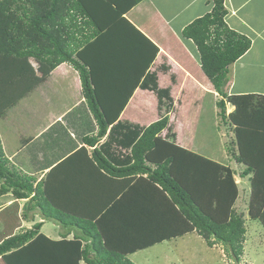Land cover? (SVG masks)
Returning <instances> with one entry per match:
<instances>
[{
	"label": "trees",
	"instance_id": "1",
	"mask_svg": "<svg viewBox=\"0 0 264 264\" xmlns=\"http://www.w3.org/2000/svg\"><path fill=\"white\" fill-rule=\"evenodd\" d=\"M138 1L132 0L129 5ZM225 14L223 0H214L211 11L185 26L182 36L194 42L203 72L218 94L235 107L226 114L225 100H218L221 119L233 126L238 151L234 158L245 165L243 173H252L248 213L264 226V94L224 92L229 64L251 44L247 36L227 26ZM115 16L119 20L117 28H110L111 24L103 29L92 20L81 0H0V54L37 59L42 76L62 62L73 66L79 74L85 102L98 124L96 135L90 136L92 143L118 119L159 50L122 14ZM124 70L125 75L121 72ZM147 75L143 85L157 90L155 75ZM36 79L38 82L39 78ZM102 84L107 86L102 88ZM157 92L159 98L169 97L166 91ZM166 112L142 130L137 125L111 127L109 134L120 136V142L125 141L130 146V162L115 165L101 149L95 148L90 163L104 176L148 181L168 195L179 217L180 229L172 237L197 231L209 246L223 245L235 264H240L245 227L243 216L236 214L233 208L238 194L233 172L159 136L168 123ZM8 163L0 141V179L4 180L0 189L23 187L32 193V177L13 172ZM18 173L25 175L27 181L13 180L14 175L19 177ZM7 174L11 175L10 181ZM35 189L32 198L42 215L62 223L64 228L80 229L81 235L67 239L63 234L59 240H52L39 232L41 224L35 223L31 229L2 241L0 255L7 264H80V261L83 264H135L126 258V253L162 240L142 239L135 245L112 248L96 224L88 220L90 218L65 215L58 205L48 200L42 204L44 192L40 182ZM7 251L11 252L6 254Z\"/></svg>",
	"mask_w": 264,
	"mask_h": 264
},
{
	"label": "crops",
	"instance_id": "2",
	"mask_svg": "<svg viewBox=\"0 0 264 264\" xmlns=\"http://www.w3.org/2000/svg\"><path fill=\"white\" fill-rule=\"evenodd\" d=\"M81 1L88 7L92 20L99 28L113 24L114 27L110 28L116 29L119 20L115 14L120 13L159 50L118 119L108 125L105 134L93 143L90 136L96 135L98 124L85 102L77 70L68 62H62L42 76L38 60L33 57L27 59L29 67L26 63L23 70H27L28 78L31 74L36 75V72L39 78L34 86L46 85L52 87L53 91L45 96L41 92L34 93V96L31 95L32 104L28 105L29 111L18 114L24 117L21 125H27L24 127L27 134L24 140L15 138L11 142L9 136L0 132L1 146L9 161V168L33 179L30 181L32 193L23 187L0 189V244L4 239L31 229L35 223H40L39 232L52 240H59L63 234L67 239L81 235L80 229L64 228L62 223L42 215L32 198L35 186L40 182L48 202L58 205L65 215L90 218L88 220L96 224L112 248L135 245L142 239H162L146 248L126 253L127 259L142 264L132 259L139 251L183 238L192 232L172 237L180 229V220L176 213L161 203L166 201L172 208L168 195L144 179L104 176L92 166L90 156L96 148L101 149L115 165L130 162V146L125 141L120 142V136L116 138V135H110L111 127L137 125L142 130L164 115L170 105V110L166 112L168 123L158 135L205 156L196 144V135L201 138L200 131H197L201 127L197 126V121L184 129L186 132L183 133L181 123L175 122L184 97L189 96L190 101L191 96L194 97L192 93L206 94L209 90L214 95H220L201 68L196 45L182 36L185 26L211 11L214 0H140L132 5H129L132 0ZM223 4L227 10L224 18L227 26L251 41L249 49L229 64L231 77L224 90L227 94H264V0H223ZM89 26L94 28L93 25ZM125 71H121L122 74L125 75ZM260 71L261 85L251 86L253 84L249 82H252L251 79L255 82ZM151 73L156 77V89L166 91L165 95L169 97L162 95L159 98L157 90L143 85L147 74ZM45 77L47 79L43 80ZM237 79L244 80L237 83ZM237 84L239 88L234 89ZM100 86L103 88L107 85ZM54 91H57L55 95ZM149 108L153 109V116L147 119L143 114ZM3 110L0 105V116ZM202 113L206 116V110ZM200 115L201 112L199 118L202 122ZM204 138H201L202 144ZM214 153L218 155L217 151ZM3 182L0 179V187ZM83 263L80 261V264ZM0 264H7L2 255Z\"/></svg>",
	"mask_w": 264,
	"mask_h": 264
},
{
	"label": "rangeland",
	"instance_id": "3",
	"mask_svg": "<svg viewBox=\"0 0 264 264\" xmlns=\"http://www.w3.org/2000/svg\"><path fill=\"white\" fill-rule=\"evenodd\" d=\"M27 59L26 57L16 58L14 56H4L0 54V105L4 108L0 116V132L4 134V136H9L11 142L17 139H19V141L20 139L24 140L23 138L27 135L24 129L27 125H21L24 121V117L18 116V114L24 112V110L29 111L28 105L32 104L31 95L34 96V93L40 94V92L41 94L43 93L42 95H50L53 91L52 87H47L46 85L41 87L34 86L37 72L36 75L31 74L28 78L27 70H23L24 65L27 63ZM33 59L35 60V58ZM227 77H231L229 71ZM46 79L47 77L43 80ZM261 79L262 72L260 71L257 72L255 82L251 79L252 82L249 83L253 84L251 86H259L261 85ZM243 80L244 79H237V83ZM236 87L237 88L234 87V89L239 88L238 84ZM209 91L210 92L206 94L192 93L194 97L191 96L190 101L188 99L189 96H187V98L184 97L182 99L183 105L180 106L182 109L177 110V122L175 123H181V132L183 133L186 132L184 129H188L189 125H193V123L197 121V126L201 127V130L197 128V131H200L199 135H201V138L205 137L202 144L201 138L196 135V144L200 152L204 153L206 158L227 166L232 170V176L238 188V194L233 202V208L236 214L239 213L243 216L245 227L243 254L240 264H264V226L261 221L252 219L248 213L252 173H243L245 165L236 162L234 158V155L238 151L235 143L233 126L230 122L221 119L218 100L221 98L225 100L226 114L232 112L235 107L226 98L220 95L218 96L217 94L214 95L213 91ZM228 91L229 90H227V92ZM56 93L57 91H54V95ZM69 101H67V103ZM205 110L206 116L202 113V111L205 112ZM199 111L201 112L200 117L202 118V122H200ZM143 116L150 119L153 116V109L149 108L144 112ZM57 151L59 153V150ZM216 151L218 152L217 156H215L216 153H214ZM50 153L55 156L52 150H50ZM6 177L8 181H10L11 175L7 174ZM14 180L22 183L24 180L27 181V178L25 175L21 176L19 174V177L15 176ZM40 201L44 204L47 199L46 197H42ZM165 202L161 203L175 213V210ZM37 205L36 203V206ZM45 205L46 207L50 206L49 203ZM144 250L139 251L132 259H137V262L140 261L142 264H235L223 245L216 243L209 246L203 235H200L197 231H193L183 238L175 239L171 242L168 241Z\"/></svg>",
	"mask_w": 264,
	"mask_h": 264
}]
</instances>
